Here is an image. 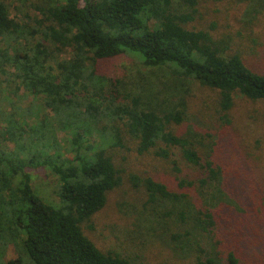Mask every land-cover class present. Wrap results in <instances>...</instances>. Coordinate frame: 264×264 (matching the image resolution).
I'll return each instance as SVG.
<instances>
[{
  "label": "trees",
  "instance_id": "16d2710c",
  "mask_svg": "<svg viewBox=\"0 0 264 264\" xmlns=\"http://www.w3.org/2000/svg\"><path fill=\"white\" fill-rule=\"evenodd\" d=\"M202 1L35 0L41 17L19 22L0 0V43L7 44L0 45V82L17 81L18 91L33 96L26 108L0 110V257L10 245L17 252L0 264H150L103 251L83 228L93 227L109 192L125 181L147 195L134 215L146 245L158 240L192 264H240L207 241L214 210L231 203L213 142L192 126L175 129L188 121L195 84L219 91L221 127L230 126L236 95L264 100V72L232 51L233 37L189 27ZM238 1L247 23L264 12V0ZM68 48L74 59H58ZM124 54L151 70L129 86L99 66ZM46 108L52 117L28 124ZM126 137L137 141L140 154L170 160L177 186L188 191L120 168L112 150L126 147ZM7 142L11 149L2 146ZM180 162L188 175L180 176ZM31 171L56 179L59 204L39 194Z\"/></svg>",
  "mask_w": 264,
  "mask_h": 264
},
{
  "label": "rangeland",
  "instance_id": "374dc122",
  "mask_svg": "<svg viewBox=\"0 0 264 264\" xmlns=\"http://www.w3.org/2000/svg\"><path fill=\"white\" fill-rule=\"evenodd\" d=\"M2 1L6 2L16 21L20 22L26 17L33 21L36 15L41 17L33 6L35 0ZM198 6L199 13L189 27L208 30L216 38L233 37L232 51H238L255 71L264 72V12L254 22L247 23L244 19L246 6L238 0H204ZM0 45L7 47L5 42ZM74 57L75 52L69 48L57 54L58 59L72 60ZM99 66L101 73L112 80H126L128 86L138 81L141 71H151L129 54L101 61ZM6 70L12 71L10 67ZM17 86V81L12 79L0 82L1 111L12 112L15 108L23 109L33 103V96L23 89L18 91ZM218 100V90L195 84L188 99V121L175 130L182 132L192 126L207 135L214 145V159L224 169L226 191L231 203L214 210L216 228L213 234H207V241L217 242L224 255L233 252L240 264H264V100L252 101L236 95L229 114L232 124L225 128L221 127L217 113ZM36 116L29 117L28 124L35 125L47 120L52 117V112L46 108ZM58 137L62 141L64 133L58 131ZM125 139L126 147L112 150L120 168L151 176L167 183L173 191H188L177 186L178 174L170 160L156 157L153 153L140 154L137 141L128 137ZM91 140L97 143L99 138L92 136ZM5 145L9 149L13 147L11 142L2 144ZM175 159L181 160L180 155H176ZM180 166L184 168L180 176L188 175L189 170L182 162ZM31 172L39 194L46 201L59 204L56 179L53 176L44 178L41 171ZM146 199L143 189H135L125 181L109 192L106 206L92 219L93 227H83L86 234L103 251L111 250L125 257H140L150 264H192L193 258L176 257L158 240L146 245L144 238H137L134 215ZM225 199L229 201L227 196ZM16 257L17 252L10 245L0 257V262H8Z\"/></svg>",
  "mask_w": 264,
  "mask_h": 264
}]
</instances>
